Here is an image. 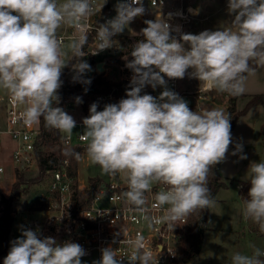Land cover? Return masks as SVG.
Instances as JSON below:
<instances>
[{
    "label": "clouds",
    "instance_id": "obj_1",
    "mask_svg": "<svg viewBox=\"0 0 264 264\" xmlns=\"http://www.w3.org/2000/svg\"><path fill=\"white\" fill-rule=\"evenodd\" d=\"M105 3L0 0V88L21 107L14 122L32 127L43 119L45 126L72 134L77 122L58 106L63 69L74 60L72 82L85 85L88 91L92 80L87 73L92 68L81 59L89 43L86 21L99 14ZM114 7L116 15L96 28L92 55L113 48V38L146 12L143 0H117ZM188 11L199 14L198 9ZM227 12L233 17L230 26L199 34L184 33L179 24L171 23L174 16L183 17L182 12L144 20L146 27L131 46V59L125 57V67L132 72L126 98L105 104L103 110L93 102L89 115L82 118L87 158L104 174L124 176L127 190L123 197L128 204L144 212L146 193L153 185L164 186L154 196L163 215L145 216L149 228L167 223L173 230L177 221L214 207L209 173L228 155L247 159L242 141H233L230 113L221 108L192 110L168 87L169 80L187 75L209 90L232 96L244 93L245 74L255 72L250 62L264 67V0H227ZM63 26L76 34L67 44L58 34ZM69 53L71 60L65 59ZM147 86L163 91L158 96L143 93ZM75 103L81 104L82 98L75 97ZM64 155L81 159L72 149H65ZM246 174L251 187L242 214L264 233V161L250 163ZM129 245L126 264H154V253L142 235L129 240ZM251 248L250 255L235 252L231 264H264V250ZM100 251L101 258L93 264H125L117 249L108 246ZM86 254L79 243H59L54 237L41 238L39 229L23 228L21 236L11 241L3 264H82Z\"/></svg>",
    "mask_w": 264,
    "mask_h": 264
},
{
    "label": "built area",
    "instance_id": "obj_2",
    "mask_svg": "<svg viewBox=\"0 0 264 264\" xmlns=\"http://www.w3.org/2000/svg\"><path fill=\"white\" fill-rule=\"evenodd\" d=\"M97 3H103V0H97ZM116 3L117 0H106L101 12L86 21L89 43L84 48L86 55L83 60L92 58L95 64L101 61L106 62L99 58V55L117 48L121 43V37L115 36L113 39L116 43L113 48L106 49L96 55L91 54L95 50L96 28L116 15L114 7ZM143 4L146 12L142 16H137L134 19L136 21H143L146 18L154 20L156 14L160 13L166 17L169 12H182L183 17L174 16L171 23L179 24L183 29L186 23L197 17L188 11L189 8L198 9L193 0H143ZM58 34L65 44L76 35L75 30L69 26H63ZM68 55L69 57L65 59L71 60V53ZM125 64L126 62L121 67L124 72L129 70ZM131 76V70L129 74H125L123 81H127L128 85ZM168 85L170 89L188 102L192 110V101L205 97V95H200L199 91H208L214 100V96L205 85L198 91L180 90L178 79L169 80ZM159 89L160 87H157L153 90L151 86H147L143 93L158 96L156 94ZM113 98L112 94L99 96L97 99L101 103H99L98 110H103L104 105L109 103L107 100ZM93 102V100L89 102L87 110L82 108L79 115L73 116L77 124L71 135L59 131L61 134L59 141L62 146L86 145V141L82 138L84 130L82 118L89 115V107ZM0 103L3 104L5 116V126L0 124V151L2 136L8 134L16 144L13 151L15 168L19 171H39L38 150L41 121L32 127H27L19 121L14 122V116L21 110V107L15 106L7 91L2 88H0ZM74 104H76L75 99L64 100L61 107L70 114L69 111L74 107ZM202 109L199 105L196 107V111ZM80 154L82 158L85 151ZM70 166L71 159L67 157L56 168L48 171L45 177L47 192L42 196V199L47 201V205L45 208L36 210L47 214L40 219H31L29 215H24L23 228L39 229L41 237L50 233L59 243L67 240L79 243L87 253L81 258L82 264H93L94 261H98L101 258L100 250L108 246L117 249L118 257L124 258L126 264L127 256L130 253L129 240L135 239L137 234L142 235L147 242L146 246L152 249L154 264H156V258L158 264H184L183 257L188 244L189 216L183 221H177L173 225L175 227L173 230L167 223L154 224L149 228V221L145 219V216L163 215V210L156 205L154 199L155 193L161 190L163 185H153L152 190L146 193L148 203L144 212L137 211L123 197V192L127 190L126 184L121 185L112 181L104 183L106 187H102L87 207L81 208L77 196H84L89 190L90 184L89 181H82L78 174L76 177L73 176ZM3 172L4 167L0 165V174ZM52 227H55V230ZM117 233L120 235H116ZM158 246L162 247L161 251H158Z\"/></svg>",
    "mask_w": 264,
    "mask_h": 264
},
{
    "label": "rangeland",
    "instance_id": "obj_3",
    "mask_svg": "<svg viewBox=\"0 0 264 264\" xmlns=\"http://www.w3.org/2000/svg\"><path fill=\"white\" fill-rule=\"evenodd\" d=\"M196 7L199 9L197 17L188 23H186L182 29L184 33L199 34L203 30H216L218 28H224L230 26L232 16L227 12V0H193ZM144 20H150L146 18ZM143 21L134 20L131 22L125 31L122 33L128 36L131 43L125 49L117 48L108 52H103L99 55V58L106 57L109 60L111 66L109 76L113 79L120 78V63H114V58H121L126 62L125 57L129 56L131 46L136 43L141 37L139 36L140 30L146 25ZM122 42V39H121ZM69 55L65 58H68ZM92 71L87 73V77L93 79L100 72L96 71L94 65L90 64ZM65 71V70H64ZM64 74V72H63ZM62 74V75H63ZM73 72L65 73V77H72ZM190 88V87H189ZM256 93H264V67H258L254 74H248L245 81V91L241 94L238 107L243 108L250 95ZM113 99H108L107 102L113 103ZM216 102V100H214ZM218 103V102H216ZM228 104L227 98L224 102ZM221 108L226 111V107L216 106L209 104L207 109ZM82 109V107H80ZM73 111H77L74 107ZM250 112V113H249ZM245 117L241 120L239 127L233 134V141L241 142L244 145V153L247 155V159L239 160L238 156H235L233 170L239 172V178L241 181H248L247 170L252 162L264 161V152L258 148V143L261 141L259 124L264 122V107L261 105L255 106L249 111ZM72 114V113H71ZM80 114V113H79ZM4 107L0 103V124L5 126ZM16 147L15 142L8 134L2 136L1 151H0V165L4 167V172L0 174V234L3 229V216L5 212V203L2 202V196L8 197L11 194L12 186L16 181V168L13 160V151ZM52 151L57 152V146L52 145L50 148ZM234 148H229V153ZM30 179L39 175V171H22ZM82 178L87 181L90 177L99 175L107 182H117L121 185L125 184V178L122 174L116 176H109L104 174L99 165H94L90 162L84 163L81 167ZM119 175L122 179L118 180ZM46 177V176H45ZM45 177L37 183H28L20 185V192L18 200L12 205V211L14 212V221L11 227L9 235V241L6 246L0 239V264H3L4 258L7 256L11 247V241L21 236V230L24 225L23 216L29 214V217L40 219L47 213L43 211H36L40 208V199L47 192V184ZM231 180L227 181L230 183ZM241 181L230 184L229 188H222L220 190L219 198H226L228 204H223L216 200L214 207L210 208V226L206 232L205 240L202 246V250L196 260L191 264H231V256L239 251L245 254H251L254 245L264 250V233L259 231L258 225L251 220H246L243 217V199L241 191L243 189ZM245 232V236L243 233ZM263 240V241H262ZM6 251H4V248Z\"/></svg>",
    "mask_w": 264,
    "mask_h": 264
},
{
    "label": "trees",
    "instance_id": "obj_4",
    "mask_svg": "<svg viewBox=\"0 0 264 264\" xmlns=\"http://www.w3.org/2000/svg\"><path fill=\"white\" fill-rule=\"evenodd\" d=\"M117 36L121 37L122 39V42L119 44V49L125 50L131 43L129 37L123 34H119ZM81 59H83V57ZM128 59H131L130 55L128 56ZM84 60H86L89 64H95V61L92 58H85ZM113 61L120 64L124 62L121 58H114ZM72 63H75V61L73 60L69 62V66L65 68L64 74L71 72ZM250 63H252V67H254L255 69L258 68V66H256L254 62ZM64 74L61 77L63 85L58 93L61 97V102L58 105L60 107L64 100H74L77 96H80L82 98L83 103H81L80 106L83 108V110L88 109V104L91 100L101 103V101L97 99L99 96L112 94L115 98L118 99L126 98V89L128 85L127 81L113 80L107 77L104 72L99 73L92 79V83L87 86V92L84 91L85 85H82L80 83H73L72 77H65ZM245 75L247 76L248 74ZM210 93L214 96V100L221 104H223L227 98L228 104L226 112L230 113L232 117L231 133H233L239 119L242 116L246 115L252 107L256 105L264 106V93H256L250 95L243 108L238 107V101L241 95L232 96L228 93L217 92L216 90H210ZM60 135L61 134L59 130L45 126L43 119H41V134L38 150L39 175L35 178L30 179L26 176L25 172L16 169V181L12 186L11 194L8 197L2 196L1 200L5 203V212L3 216V229L2 233L0 234V239H2L5 246L9 241L11 227L15 218L14 212L12 211V205L16 200H18L21 184L39 182L42 177L47 176L49 170L56 168L67 157H70L71 159V174L75 177L78 174V160H76L73 156H65L64 151L65 149H72L75 152L80 153L86 150V145L75 147L62 146L59 141ZM260 135L264 143V123L260 128ZM52 145L57 146V152L50 149ZM219 165L220 164L216 165L208 176V187L215 200L217 198L218 192L222 188H228L230 184L234 183L233 179H231L230 183H227L222 179L219 171ZM88 181L90 184V188L87 193L82 197L77 196L78 204L79 206H81V208L87 207L91 203L93 198L102 189L103 184L105 183V181L99 176H92ZM241 184L243 187L241 196L244 200L245 198H247V194L251 185L248 181H241ZM39 202L40 208L46 207L47 201L45 199H40ZM209 211L210 209H207L204 211H197L189 215L188 244L187 249L184 252V264L193 263L202 250L205 233L208 230ZM52 229L55 230V227H52ZM47 236L53 237L50 233H46L41 238ZM6 248L7 247L4 248V251H6Z\"/></svg>",
    "mask_w": 264,
    "mask_h": 264
},
{
    "label": "crops",
    "instance_id": "obj_5",
    "mask_svg": "<svg viewBox=\"0 0 264 264\" xmlns=\"http://www.w3.org/2000/svg\"><path fill=\"white\" fill-rule=\"evenodd\" d=\"M101 59H104L106 62H103V65H104V74L107 76V77H109V78H111V79H113L112 77H110L109 76V74H110V70H111V66H110V64L108 63L109 62V60H108V58H106V57H103V58H101ZM97 63L98 62H96V64L94 65V67H95V69H96V71H97ZM115 63V62H114ZM122 67V64H120V66H119V68H120V70H121V72H120V78L119 79H113V80H124L125 79V74H129L130 73V70H126L125 72H124V70L121 68ZM259 67V66H258ZM258 69V68H257ZM256 70V69H255ZM190 71V70H189ZM97 76V75H96ZM92 80V79H91ZM178 81H179V88H180V90H191V91H198V90H201L202 88H203V83L202 82H199L197 79H195V78H189L187 75L185 76V78L184 79H178ZM168 87L170 88V86L168 85ZM190 87V88H189ZM161 91H163V89L162 88H160L159 89V91L157 92V94L156 95H159L160 94V92ZM199 93H200V95H205V97L204 98H202V99H200V100H193L192 102H193V110H195L196 111V107L199 105V106H201L203 109H207V106L209 105V104H212V105H216V106H222V105H224L226 108H227V105L225 104V103H223V104H221V103H216L214 100H213V98L210 96V94L208 93V91H204V90H202V91H199ZM121 99H118V98H115V100H114V102L113 103H118L119 101H120ZM246 104V103H245ZM256 106H259V105H256ZM262 107H264L263 105H261ZM74 107H76L77 108V111H73L72 109L74 108ZM74 107L69 111L70 112V115H72V116H77V115H79V113H81V109L79 108L80 107V105H77V104H74ZM255 107V106H254ZM254 107H252V108H254ZM251 108V109H252ZM251 109H250V111H251ZM72 113V114H71ZM250 113V112H249ZM245 117V115L244 116H242L240 119H239V121H238V123L236 124V126H235V128H234V131H233V133H232V137H233V134H234V132H235V130L237 129V127H239V124L241 123V120L243 119ZM264 122H262L261 124H259V127L260 126H262V124H263ZM260 138H261V136H260ZM234 143H235V141H234ZM234 143L232 144V145H230V147L229 148H234ZM259 145H258V148L257 149H259L260 148V150L262 151V152H264V143H263V140H262V138H261V141L258 143ZM85 151V154H84V156L78 161L79 162V167H78V176H79V178L82 180V181H85L83 178H82V175H81V167H82V164H84V163H86V164H88V162H89V159L87 158V155H86V150H84ZM234 160H235V156H231V155H228V157H227V159H226V161L225 162H223V163H220V165H219V171H220V174H221V176H222V179L224 180V181H229V180H231V179H233L234 180V183H237L238 181H241L240 180V178L238 177L239 176V172H236V170H235V172H234V170H233V167L231 166V163H232V165H235V163H234ZM95 176H99V175H95ZM99 177H101V176H99ZM102 178V177H101ZM103 179V178H102ZM122 179V177H121V175H119V177H118V180H121ZM89 180V179H88ZM88 180L87 181H85V182H88ZM104 180V179H103ZM105 181V183H107V181L106 180H104ZM125 184H126V182H125ZM124 184V185H125ZM230 186H232V185H230ZM229 186V187H230ZM228 187V188H229ZM219 194H220V191L218 192V194H217V198H216V200L218 201V202H221V203H223V204H228V200L226 199V198H224V197H222V198H219L218 196H219ZM244 206V205H243ZM26 215V214H25ZM27 215H29V214H27ZM210 211H209V214H208V230L209 229H212V227L210 226ZM23 218H24V216H23ZM23 229V228H22ZM207 230V231H208ZM206 231V232H207ZM205 235H206V233H205ZM243 235L245 236L246 234H245V232L243 233ZM204 240H205V237H204ZM264 240V239H263ZM262 240V241H263Z\"/></svg>",
    "mask_w": 264,
    "mask_h": 264
},
{
    "label": "water",
    "instance_id": "obj_6",
    "mask_svg": "<svg viewBox=\"0 0 264 264\" xmlns=\"http://www.w3.org/2000/svg\"><path fill=\"white\" fill-rule=\"evenodd\" d=\"M97 69H98V71L100 72V73H102V72H104V65H103V62L101 61V62H98L97 63ZM103 187H106V185L105 184H103Z\"/></svg>",
    "mask_w": 264,
    "mask_h": 264
}]
</instances>
